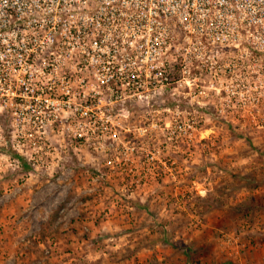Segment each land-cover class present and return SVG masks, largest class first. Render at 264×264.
Wrapping results in <instances>:
<instances>
[{
    "label": "built area",
    "instance_id": "built-area-1",
    "mask_svg": "<svg viewBox=\"0 0 264 264\" xmlns=\"http://www.w3.org/2000/svg\"><path fill=\"white\" fill-rule=\"evenodd\" d=\"M166 95L177 102L159 111ZM257 103L264 0H0L5 170L73 159L90 180L118 168L140 182L190 146L198 124L183 114Z\"/></svg>",
    "mask_w": 264,
    "mask_h": 264
},
{
    "label": "rangeland",
    "instance_id": "rangeland-1",
    "mask_svg": "<svg viewBox=\"0 0 264 264\" xmlns=\"http://www.w3.org/2000/svg\"><path fill=\"white\" fill-rule=\"evenodd\" d=\"M162 99L159 111L177 102ZM255 105L183 114L198 124L190 146L162 152L169 161L140 182L118 168L90 180L95 170L68 169L73 159L47 173L1 166L0 264H264V103Z\"/></svg>",
    "mask_w": 264,
    "mask_h": 264
},
{
    "label": "trees",
    "instance_id": "trees-1",
    "mask_svg": "<svg viewBox=\"0 0 264 264\" xmlns=\"http://www.w3.org/2000/svg\"><path fill=\"white\" fill-rule=\"evenodd\" d=\"M26 167H27V166H25V168H26ZM25 168H24V169H25Z\"/></svg>",
    "mask_w": 264,
    "mask_h": 264
}]
</instances>
